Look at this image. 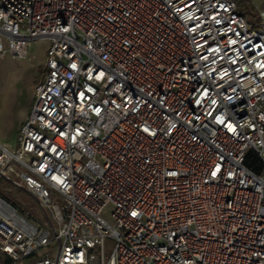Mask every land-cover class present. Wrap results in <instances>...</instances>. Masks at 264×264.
I'll return each mask as SVG.
<instances>
[{"label": "built area", "instance_id": "2783aa9c", "mask_svg": "<svg viewBox=\"0 0 264 264\" xmlns=\"http://www.w3.org/2000/svg\"><path fill=\"white\" fill-rule=\"evenodd\" d=\"M34 42L43 74L0 182L45 227L0 194V264H264V13L0 0V58Z\"/></svg>", "mask_w": 264, "mask_h": 264}, {"label": "rangeland", "instance_id": "374dc122", "mask_svg": "<svg viewBox=\"0 0 264 264\" xmlns=\"http://www.w3.org/2000/svg\"><path fill=\"white\" fill-rule=\"evenodd\" d=\"M240 10L250 11L253 13H264V0H236ZM35 44L30 49V57L33 60H38L41 57L45 46L40 44V42H34ZM2 69L0 70V107L6 106L12 108L16 101H22L25 98V86L22 78H20V69L22 66H15V68H10L11 65L7 61L1 62ZM41 75L43 74L40 71ZM18 78V80H17ZM20 78V79H19ZM19 82V83H18ZM20 87V93L15 92L14 86ZM18 98V100H17ZM4 113L0 112V116ZM6 115V112L5 114ZM12 118V114H9ZM16 147V146H15ZM15 149V148H14ZM0 182V194L6 198L12 206L21 215L29 219V221L38 226L45 227L44 215L36 203L35 200L31 199L29 196L25 195L22 191L12 189L11 187ZM110 208L108 207L102 214V217L108 222H112L109 217ZM29 262V261H28ZM28 262L26 264H28Z\"/></svg>", "mask_w": 264, "mask_h": 264}, {"label": "crops", "instance_id": "0c3cea01", "mask_svg": "<svg viewBox=\"0 0 264 264\" xmlns=\"http://www.w3.org/2000/svg\"><path fill=\"white\" fill-rule=\"evenodd\" d=\"M40 44L45 46V50H43L41 57L36 61L30 57V49L35 44L30 45L28 58L24 61H17L8 55L0 58V70L2 69L1 62L3 61H7L11 65L10 68H15L17 65L22 66L19 77L22 78L24 82L26 94L24 100L16 101L15 105H12V108H8L6 106L7 104L0 107V112L4 114L6 112V115L3 114L0 116V144L10 150L14 149L16 146L17 133L29 114L34 99V88L41 78L40 71L42 72L44 68L47 44L45 42H40ZM14 89L15 92L20 93L19 85L17 87L14 86ZM9 114H12V118L9 117Z\"/></svg>", "mask_w": 264, "mask_h": 264}]
</instances>
